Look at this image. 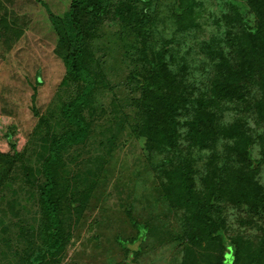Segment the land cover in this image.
Segmentation results:
<instances>
[{"label":"rangeland","instance_id":"1","mask_svg":"<svg viewBox=\"0 0 264 264\" xmlns=\"http://www.w3.org/2000/svg\"><path fill=\"white\" fill-rule=\"evenodd\" d=\"M73 1L0 0V264H128L119 240L135 241L138 226L148 234L131 247L135 264H222L231 249L209 236L210 220L238 243L234 264H264V43L240 34L255 30L256 13L245 15L244 0H88L73 22ZM207 45L244 66L249 105L210 94L224 66ZM163 52L174 69L186 65L198 94L210 78V147L180 153L182 141L164 133L144 152L137 76ZM74 54L84 74L67 71ZM249 144L257 172L237 156ZM49 188L63 248L38 259Z\"/></svg>","mask_w":264,"mask_h":264},{"label":"trees","instance_id":"2","mask_svg":"<svg viewBox=\"0 0 264 264\" xmlns=\"http://www.w3.org/2000/svg\"><path fill=\"white\" fill-rule=\"evenodd\" d=\"M88 2V0H74L72 3V9L70 12V18L74 22L76 21V16L78 11ZM147 5L151 6L152 0H146ZM180 2V1H179ZM175 5V14L178 18L183 17L184 10L180 6V3ZM247 5L246 16L250 13H256V20L253 21V26L250 29L254 31L244 32L240 34H246L247 36H253L255 41L259 42V47L264 43V24L261 23L264 17V0H244ZM78 36L82 38V32L79 31ZM237 40V38H236ZM208 50V45L205 46ZM77 55L81 54V48L79 44L74 46ZM164 51V50H163ZM254 54H259L256 51V46L253 44L251 50ZM166 52V51H165ZM165 52H163L156 60L151 61V70L148 72L146 77L137 76V81L139 85L146 89L144 98L142 101V117L140 126L138 129V134L144 139V152L148 155L152 149L163 142L164 133L167 136H173L174 140L178 141L180 144V153H187V149L194 147H200L201 149L207 148L209 140H213L216 137L217 131H219L218 125L214 127L213 116L209 115L208 110L212 108L214 103V98L207 97V91L209 87V81L206 82L205 90L203 93L198 94V89L196 88L197 81L192 82L187 79V75H184L182 71L186 66H182L179 69H174V66L170 58L166 57ZM259 52L264 55V48H259ZM212 55L216 60L221 61L224 70L222 72L221 78L213 80L210 87V94L214 96L221 97V99L235 98L238 101L246 103L249 105V99L247 93L253 89H249L246 85L242 84V80L239 78L241 75L240 70L232 65V59L228 56L226 52H215L208 50L205 56L210 59ZM260 55V54H259ZM76 54L69 56L66 59L67 71L72 74H81L82 70H78L74 66ZM258 60L261 61L262 69L264 70V57L261 55ZM174 61V60H173ZM256 73V72H255ZM252 71L250 72V76ZM264 77V73H260ZM207 97V98H206ZM250 106V109L253 110ZM201 114L199 118L197 115ZM205 114V115H203ZM209 115V117H208ZM184 129V131H182ZM167 131V132H166ZM209 145V144H208ZM13 147L16 148V144L13 143ZM210 147V145H209ZM242 152L238 153L237 156L241 159L242 163H251V168L254 172L259 169V163L255 161L253 153L250 149V144L245 148H242ZM186 164V161L180 162L176 168L177 173L182 171ZM192 198V195H191ZM43 200L45 202L46 214L50 220L48 242L46 243V255H41L38 259H45L48 255L53 256L58 253L63 248V241L61 238L62 221L60 218L61 207L60 199L54 195L53 188H49L43 193ZM210 232L209 236L212 238H220L222 242L225 243L231 250L229 253L225 254L226 262L222 264H234L238 257L239 246L236 241L227 237L224 234L222 228L214 220L209 221ZM138 237L135 241L127 242L119 240L120 246L126 252L128 264H135L133 262L134 256L139 252L132 250V246L136 243H142L146 241L148 234V228L138 226ZM191 232L187 231V235L190 236ZM191 242H194L193 240ZM37 259V260H38ZM44 262V261H43ZM35 260H29L27 264H42ZM185 263V262H184ZM188 264V263H187Z\"/></svg>","mask_w":264,"mask_h":264}]
</instances>
